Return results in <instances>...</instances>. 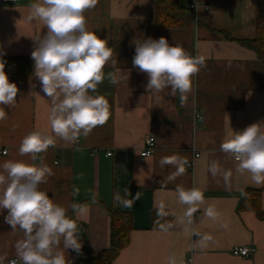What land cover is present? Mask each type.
Instances as JSON below:
<instances>
[{
  "label": "crops",
  "instance_id": "obj_1",
  "mask_svg": "<svg viewBox=\"0 0 264 264\" xmlns=\"http://www.w3.org/2000/svg\"><path fill=\"white\" fill-rule=\"evenodd\" d=\"M31 2H0L2 58L31 57L32 38L47 31L41 23L28 20ZM179 5L185 12L180 28L158 26L155 0H98L95 9L85 13L88 29L108 39L113 49L116 65L109 62L104 71L114 72L119 82L113 85L105 79L98 85L99 94L109 102L106 124L75 144L56 138L55 147L39 154L54 173L40 188L69 209L82 247L93 257L110 247L112 213L133 217L129 245L113 264H169L172 254L177 264H264V220L255 212L239 209L241 190L253 188L262 191L264 211V185L257 186L249 174L238 173L236 161L220 151L222 140L232 130L264 122L262 63L255 52L240 44L256 38L264 0H198L195 10L190 9V0H179ZM161 36L171 44H181L193 56L205 57L206 66L192 78L183 106L179 93L168 95L170 89L158 94L146 91L147 74L132 66L133 38ZM10 82L16 83L19 92L15 106H4L7 116L0 121V149L8 150L0 156V164L8 160L33 163L30 155H19L20 141L33 130L50 133V103L36 77L31 82ZM150 136L156 139V150L142 163L140 153ZM171 155L184 157L187 164L183 175L169 181L175 166L162 168L159 160ZM212 160H218L222 170L232 171L227 182L222 174L213 177L208 171ZM35 163H40L39 158ZM177 185L204 193L191 225L179 222L187 206L178 202ZM125 188L127 199L140 193L131 208L114 202V195L124 196ZM74 189L78 190L75 195ZM74 203L83 210L81 214L72 211ZM161 205L167 215L155 220ZM209 207L218 213L215 220L205 215ZM6 215L7 210L0 212L2 264L17 259L15 243L23 238V233L13 232L4 223ZM168 224L172 227L161 228ZM205 234L212 239L201 247L196 242ZM244 247L250 251L248 256L235 253ZM73 251L65 252L69 260Z\"/></svg>",
  "mask_w": 264,
  "mask_h": 264
},
{
  "label": "clouds",
  "instance_id": "obj_2",
  "mask_svg": "<svg viewBox=\"0 0 264 264\" xmlns=\"http://www.w3.org/2000/svg\"><path fill=\"white\" fill-rule=\"evenodd\" d=\"M97 3L98 0H34L28 5V20L41 23L47 30L32 38L31 58L40 91L50 103L51 131L46 134L33 130L21 139L19 155H30L33 163L8 160L0 164V212L7 210L4 223L13 232L23 233V238L15 243L17 259L10 264H71L65 256L68 249L82 254L78 225L68 215L69 209L54 202L40 188L54 173L39 154L55 147L56 138L75 144L81 136L86 138L109 119V102L105 95L99 94L98 85L105 79L113 85L119 81L114 72L106 74L104 71L109 62L113 67L116 65L108 39L100 38L87 27L85 13L95 9ZM131 43L135 47L132 66L148 77L146 91L158 94L170 89L168 95L179 93L183 106L192 90V78L206 66L205 57L193 56L181 44H171L163 36L159 39L134 37ZM5 63L0 56V121L7 116L4 106H15L19 92L16 83L10 82L5 72ZM220 151L236 161L238 173L249 174L257 186L264 185V122L253 123L242 131L232 130L222 140ZM38 158L40 163L37 165ZM159 164L162 168L175 166V172L168 176L171 181L185 173L187 160L171 155L162 157ZM208 171L213 177L222 174L225 182L232 176L231 170H222L218 160L209 163ZM77 192L74 189L73 194ZM175 192L178 202L187 206L179 222L191 225L193 214L204 202V193L199 188L182 185H177ZM124 193V196L119 192L114 195L116 206L131 208L140 199L139 192L133 199L126 198L129 195L127 188ZM92 195L95 200V193ZM241 195H245L243 190ZM71 209L77 215L83 211L75 203ZM157 214L167 215L163 205ZM205 215L215 220L218 213L209 207ZM171 227V224L161 225L163 230ZM211 239L205 234L196 243L205 247ZM4 258L0 257V264ZM169 264H177L175 254L169 257Z\"/></svg>",
  "mask_w": 264,
  "mask_h": 264
},
{
  "label": "trees",
  "instance_id": "obj_3",
  "mask_svg": "<svg viewBox=\"0 0 264 264\" xmlns=\"http://www.w3.org/2000/svg\"><path fill=\"white\" fill-rule=\"evenodd\" d=\"M157 7V21L159 27L180 28L184 24L185 12L180 8L179 0H155ZM229 39V38H228ZM231 40V39H230ZM240 44L256 53L258 60L262 63V87L264 91V16L257 17L256 38L254 40L242 41ZM5 63V72L10 81L31 82L35 80L34 61L31 57L2 58ZM243 195L240 210L255 212L261 220H264V211L261 209L262 191L249 188ZM156 212L154 219H157ZM134 229L133 217L130 214L116 211L111 218V242L107 250L93 257L82 247L81 253L73 251L70 257L71 264H113L122 250L128 247L130 234Z\"/></svg>",
  "mask_w": 264,
  "mask_h": 264
},
{
  "label": "built area",
  "instance_id": "obj_4",
  "mask_svg": "<svg viewBox=\"0 0 264 264\" xmlns=\"http://www.w3.org/2000/svg\"><path fill=\"white\" fill-rule=\"evenodd\" d=\"M20 0H0L4 4H18ZM198 7V0H190V9L195 10ZM206 9H208L206 7ZM199 118V116H197ZM156 150V139L152 136L148 137L145 142V148L140 153L141 162L143 163L146 158L151 157ZM8 154V150L0 149V156H5ZM111 156V154H108ZM235 253H238L242 257L248 256L250 251L248 248L244 247L241 249H236Z\"/></svg>",
  "mask_w": 264,
  "mask_h": 264
}]
</instances>
